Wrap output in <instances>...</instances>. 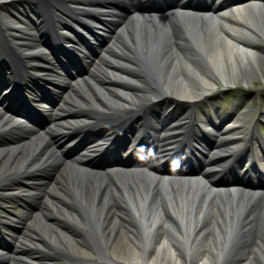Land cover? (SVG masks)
Returning a JSON list of instances; mask_svg holds the SVG:
<instances>
[{
    "label": "bare ground",
    "instance_id": "6f19581e",
    "mask_svg": "<svg viewBox=\"0 0 264 264\" xmlns=\"http://www.w3.org/2000/svg\"><path fill=\"white\" fill-rule=\"evenodd\" d=\"M14 1L0 0V7ZM28 1L41 5L38 0L21 3ZM29 10H17L27 21L12 12L13 17L0 15V63L5 71L0 99L14 94L12 90L27 71L20 52L31 44L35 31L46 32L52 42L72 43L44 25L49 14L41 21L37 10ZM70 13L77 16L79 12L72 7ZM192 16L201 24L198 40ZM20 22L26 25L19 28ZM41 25L45 29H39ZM116 30L86 73L65 79L55 77L51 65L42 71L44 79L59 82L56 88H66L47 113L54 114L51 126L14 125L12 129L23 128L26 134L0 144V199L22 198L26 195L23 187L31 188L28 176L41 169L51 154L50 135L67 139L83 128L101 126L104 130L74 158L64 161L53 179L36 184L41 185L31 197L36 207L26 214H13L25 225L12 239L11 249L0 250V264H262L258 262L264 261V184L254 180V154L240 142L243 138L230 133L253 130L243 114H230L226 123L237 122V126L219 132L223 142L215 146H222L220 158L246 155L245 166L251 167L244 172L254 173L245 175L252 180L247 177L218 185L200 170L160 172L149 163L135 162L99 167L91 164V158L114 145L119 132L140 139L155 135L162 140V147L149 161L176 151L185 152L187 159L194 152L201 155L205 149L195 144L194 129L202 119L195 113V104L205 97L204 102L209 100L217 82L235 88L264 71L260 52L264 50V0H238L204 10L176 3L161 10L129 11ZM75 37L74 32L71 38ZM160 98L181 101L187 107L179 110L181 120L169 115L150 129L143 110ZM2 107L0 103V121L16 119ZM211 108L212 114L204 119L219 115L215 104ZM172 112L178 110L169 109L162 116ZM139 114L142 118L132 133L127 118ZM182 123H189L187 132L178 128ZM250 144L262 151L260 142ZM129 154L133 159L136 156L131 150ZM73 164L86 173L73 171ZM221 169L217 164L212 173ZM44 216L49 228L37 223ZM34 231L41 238L36 243L30 239Z\"/></svg>",
    "mask_w": 264,
    "mask_h": 264
},
{
    "label": "rangeland",
    "instance_id": "374dc122",
    "mask_svg": "<svg viewBox=\"0 0 264 264\" xmlns=\"http://www.w3.org/2000/svg\"><path fill=\"white\" fill-rule=\"evenodd\" d=\"M17 1L12 2L14 4L6 5V7L5 6H2V8L0 7V15L3 14V15H9V16L13 17L12 15H10L12 12V13L16 14L18 17H21L24 21H27V19L25 17H23L22 15H20L17 10H19L22 13L23 12L30 13L31 10H29V9L31 7L34 11L37 10L39 12L40 18L41 17L43 18L46 10L48 8L47 6H44V5L43 6H36L34 4V2H32V1H28L25 3H21V2H24V0H21L19 2H17ZM44 2H45L44 0H38V3L43 4ZM18 3H21V4H18ZM29 15L33 19L34 16H31V14H29ZM194 18H192V20L194 19L193 24L194 23L196 24L197 22H198V24H196V25L194 24V26L192 24V27H194L195 32L197 30V34L195 35V38H196V36H198L197 37V40H198L199 32H200L199 30H200L201 24H199L200 21L197 20V17H194ZM33 20L35 21V18ZM17 25L24 27L26 24L23 22H20ZM195 27H197V28H195ZM32 28L33 27H31V31L33 30ZM37 32L38 31H35L34 35H36ZM260 52L264 57V50H262ZM81 66H82V68L86 69L85 64H81ZM84 86H87V83H84ZM29 87L30 88L33 87V84H31L30 82H28V85H26L23 88V91L27 94H30V93L24 89L30 90ZM34 89L36 90V88H34ZM30 92H32V94L34 93L33 91H30ZM60 92H61V90H60ZM211 92L212 93H211V97L209 98V100H206V102H204L206 97L202 98V100L200 102H197V104L194 107L197 109H199V107H201L204 110V108L207 107L206 104H208V105L212 104L213 105L215 102V103H217V106H218V103L221 102V100H222V102H223V99H224V101L229 102V101H231V98L237 99V101L248 100V101H253L256 104L259 103V105H257L249 115L247 113L246 114L243 113L242 116H243V119L250 120L246 123L250 126L252 125V127H253L252 134H255L258 138H260V135L264 134V71L262 72V74L260 76L256 75L254 78H252L251 82L249 81V83H246V84H239L235 88H231V87L224 88L222 84H219L217 82V84L214 86V88ZM35 93H38V91L36 90ZM14 101H19L17 103H23V100L20 98H16L14 100L8 101L9 102L8 104H10L11 108H15V106L13 105ZM164 101H165V98L160 99V101L155 100V102L153 101L151 104L147 105L144 108V110H143L144 114L143 115L148 117V124L151 122L152 123L156 122L162 118L163 119L165 118L164 116L160 115V113L163 110ZM178 102L175 104V108L181 109L183 107V104L181 103V101H178ZM10 107H4L3 106L1 109H3V112H6L9 114L8 110ZM207 110H209V109L207 108ZM256 112H259V113L257 114ZM196 114H198L199 117L201 115L200 113H196ZM11 115H14V114H11ZM134 116H136L138 118L140 116V114L139 115H132L127 119L128 123H129L128 124L129 127L131 126L132 128L136 127V125H137V124H135L137 119ZM5 120L7 121L5 123L0 121V144L2 142H6V141L12 139V137L22 136L25 133V129H23V128L16 130V131L12 130V128H13L12 126L19 125V123L20 124L24 123L25 121L23 119H19V120H22V121H19L18 119H8V118L6 119V117H5L4 121ZM8 120H9L10 124H9ZM13 122H14V124H13ZM66 125H69V124H66ZM9 126H10V128H9ZM60 127L61 126H55L54 128L56 130H59V129H61ZM178 128L183 131L185 127L180 125ZM258 128L263 130V131L262 132L258 131ZM101 131L102 130L100 128H95V127H90V128L84 129L81 132L82 137H81L80 141L78 142V144L79 143L82 144L85 140L88 141L91 138H94L98 133H101ZM185 131H186V129H185ZM213 137H216V135H214ZM244 138H245V136H244ZM256 138H254L253 140L256 141ZM49 140L53 144V147H52V151H51V154L49 155V157L44 159L45 160L44 162L47 161V165H44L41 170L34 171L30 174V176H28L29 177L28 182H29V185L31 186V188L23 187L26 190L23 193H25L26 195L22 196V198H16L14 196H11L10 198L9 197H6V198L3 197V199L2 198L0 199V237H1L0 238V249L1 250H9L11 248V241H12L11 239H13L16 235H20L19 232L22 231V228L25 225V224L22 225L21 220L19 218H17L16 216H14L13 214H16V215H19L20 213L26 214L28 212V210L32 211L36 207V204H35L36 200L31 199L34 191H40L41 185H36V184H38V182H43V181L48 182L51 179H53V175L58 173L59 170L61 169L60 167L62 166L61 165L62 159H66V158H69L72 155H74V153H72V152H73L74 148L76 147V145H73V144L68 145V143H66L65 140H58L54 137L49 138ZM110 153H111V151H109V153L107 155L105 153H103L96 160V162L102 161V163H105V161H107V160L108 161L114 160L115 158L111 157L112 155ZM49 162H50V165L48 164ZM235 162H237V160ZM161 168H165V167L161 166ZM77 171L81 172L82 170L79 167H77ZM83 172H85V171L83 170ZM30 182L33 184H30ZM13 187L16 188L17 186H13ZM60 207H62L64 210H67L64 208L63 205ZM67 211L69 213H71V211H69V210H67ZM39 217H41V216L39 215ZM45 218H46L45 216L42 218L43 222L45 220H47V221L49 220L48 218H46V219ZM13 219L15 221H12ZM43 222H41L40 218L37 219V223H40L42 226L49 228L47 226V224H45L46 222H44V223ZM35 233H36V231H34V233H31V235H30L31 236L30 239L31 240L33 239L34 243H36L37 241H39L41 239L39 232L37 231V233L36 234ZM3 239H5L6 245L8 246V248H4V247L2 248L1 247V244H2L1 242H3ZM33 242L31 241V243H33ZM63 246H65V245H63ZM258 263L263 264L264 261L258 262Z\"/></svg>",
    "mask_w": 264,
    "mask_h": 264
},
{
    "label": "water",
    "instance_id": "95a60500",
    "mask_svg": "<svg viewBox=\"0 0 264 264\" xmlns=\"http://www.w3.org/2000/svg\"><path fill=\"white\" fill-rule=\"evenodd\" d=\"M52 6L51 7H55L56 9H61V10H65L66 12H70L72 11V7L68 6L67 4V0H52Z\"/></svg>",
    "mask_w": 264,
    "mask_h": 264
}]
</instances>
